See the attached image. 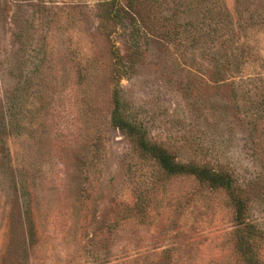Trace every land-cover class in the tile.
Masks as SVG:
<instances>
[{"label":"rangeland","instance_id":"374dc122","mask_svg":"<svg viewBox=\"0 0 264 264\" xmlns=\"http://www.w3.org/2000/svg\"><path fill=\"white\" fill-rule=\"evenodd\" d=\"M249 225L264 264V0H0V264H247Z\"/></svg>","mask_w":264,"mask_h":264},{"label":"trees","instance_id":"16d2710c","mask_svg":"<svg viewBox=\"0 0 264 264\" xmlns=\"http://www.w3.org/2000/svg\"><path fill=\"white\" fill-rule=\"evenodd\" d=\"M113 121L117 126L134 136L138 147H140L145 153H148L153 158H155L167 173H194L200 177V179L210 183L212 186H222L228 189L230 196L236 203L237 219H242L244 216L245 204L243 200L235 194L232 188V179L228 173L225 171H216L215 169L206 166H189L187 164L177 162L167 149H164L162 146L156 143L150 142L140 127L132 124L123 117L119 102L117 103V107L113 114ZM242 230L243 229L238 230V234L239 232L241 233L240 238H238V246L244 255L245 261L247 264H261L258 257L255 255L252 245L250 244V240L252 239L250 237L254 235L253 232L255 229L250 225L245 227L244 231L245 233L247 232V235H244V233H242L244 231ZM247 236H249V238Z\"/></svg>","mask_w":264,"mask_h":264}]
</instances>
